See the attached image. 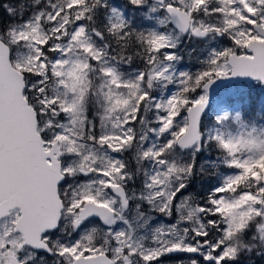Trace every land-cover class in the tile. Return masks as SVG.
Here are the masks:
<instances>
[{
	"label": "snow or ice",
	"instance_id": "6c2138e0",
	"mask_svg": "<svg viewBox=\"0 0 264 264\" xmlns=\"http://www.w3.org/2000/svg\"><path fill=\"white\" fill-rule=\"evenodd\" d=\"M0 8V264H264V0Z\"/></svg>",
	"mask_w": 264,
	"mask_h": 264
},
{
	"label": "rangeland",
	"instance_id": "374dc122",
	"mask_svg": "<svg viewBox=\"0 0 264 264\" xmlns=\"http://www.w3.org/2000/svg\"><path fill=\"white\" fill-rule=\"evenodd\" d=\"M1 1V0H0ZM7 19V18H5ZM226 45L229 44V42H224ZM195 48L196 53H192L191 55H185V64L189 66L192 70H195L196 68V55L201 51L202 45L197 42H189L186 45L185 53H187L190 49ZM175 90V89H173ZM216 183V177L212 175H204V176H197L194 178L192 183L190 184L186 195L188 193H191L194 198H199L207 194L209 188ZM188 254H184L185 257H187ZM177 259V255H172L170 257H163L161 259V264H175ZM254 261H256V264H259V260L256 257L252 258ZM184 264H188V260L185 258Z\"/></svg>",
	"mask_w": 264,
	"mask_h": 264
},
{
	"label": "trees",
	"instance_id": "16d2710c",
	"mask_svg": "<svg viewBox=\"0 0 264 264\" xmlns=\"http://www.w3.org/2000/svg\"><path fill=\"white\" fill-rule=\"evenodd\" d=\"M6 0H1L0 3H4ZM0 17L7 18V14L4 12L3 8H0Z\"/></svg>",
	"mask_w": 264,
	"mask_h": 264
}]
</instances>
